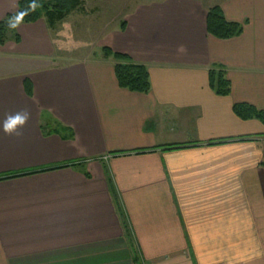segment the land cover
I'll use <instances>...</instances> for the list:
<instances>
[{
	"label": "crops",
	"instance_id": "obj_1",
	"mask_svg": "<svg viewBox=\"0 0 264 264\" xmlns=\"http://www.w3.org/2000/svg\"><path fill=\"white\" fill-rule=\"evenodd\" d=\"M81 2L116 23L96 57L63 64L45 18L0 45V264H264V125L233 112L264 111V0ZM215 6L240 36L208 34ZM103 48L144 66L149 92L120 88Z\"/></svg>",
	"mask_w": 264,
	"mask_h": 264
},
{
	"label": "trees",
	"instance_id": "obj_2",
	"mask_svg": "<svg viewBox=\"0 0 264 264\" xmlns=\"http://www.w3.org/2000/svg\"><path fill=\"white\" fill-rule=\"evenodd\" d=\"M81 6V0H20L17 11L8 14L0 21V45L7 41L9 35L15 34L20 24H30L45 18L48 25L53 28L68 14ZM13 25L15 26L13 27ZM206 29L210 36L219 40L232 39L240 36L243 32V26L227 21L218 6L208 10ZM15 38L18 40L16 35ZM102 52L105 58L111 57L116 61L114 73L120 88L142 94L149 92V74L144 66L133 63L128 56L115 53L109 48H103ZM208 80L211 90L216 95L228 96L230 94V82L221 69L214 67L208 74ZM25 88L28 94H31L28 83L25 84ZM233 112L241 120H258L264 125V111L257 110L250 105L236 104L233 106ZM133 257L134 262L141 263L135 252Z\"/></svg>",
	"mask_w": 264,
	"mask_h": 264
},
{
	"label": "rangeland",
	"instance_id": "obj_3",
	"mask_svg": "<svg viewBox=\"0 0 264 264\" xmlns=\"http://www.w3.org/2000/svg\"><path fill=\"white\" fill-rule=\"evenodd\" d=\"M77 10L68 14L64 20L53 27L57 26L56 29L59 27L57 33L59 32L62 41L59 39V47L56 54L65 60V62L62 61L63 64L66 61H71L72 58L80 60L96 57L99 54L100 47L98 44L102 36L116 24L112 22V17L108 14L107 8H105L106 12L94 13L90 5L86 7L87 13H84L85 15L77 13ZM83 16L84 18H82ZM131 254L126 260L122 259V263L119 264H138L134 262V257ZM121 255L123 256L124 254L117 253V258L121 257Z\"/></svg>",
	"mask_w": 264,
	"mask_h": 264
},
{
	"label": "clouds",
	"instance_id": "obj_4",
	"mask_svg": "<svg viewBox=\"0 0 264 264\" xmlns=\"http://www.w3.org/2000/svg\"><path fill=\"white\" fill-rule=\"evenodd\" d=\"M15 25H13L14 27ZM27 121V117H22L20 115L9 116L3 122V130L6 133H13L18 130V128L22 127Z\"/></svg>",
	"mask_w": 264,
	"mask_h": 264
}]
</instances>
